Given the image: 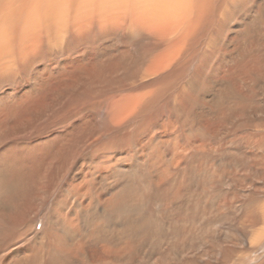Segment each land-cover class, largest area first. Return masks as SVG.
Segmentation results:
<instances>
[{
  "label": "rangeland",
  "instance_id": "374dc122",
  "mask_svg": "<svg viewBox=\"0 0 264 264\" xmlns=\"http://www.w3.org/2000/svg\"><path fill=\"white\" fill-rule=\"evenodd\" d=\"M135 1L79 5L3 50L0 151L48 137L63 156L0 162V264H254L264 252L246 254L242 233L252 210L264 221V0H212L185 29H141ZM120 190L131 228L117 245L108 198Z\"/></svg>",
  "mask_w": 264,
  "mask_h": 264
},
{
  "label": "bare ground",
  "instance_id": "6f19581e",
  "mask_svg": "<svg viewBox=\"0 0 264 264\" xmlns=\"http://www.w3.org/2000/svg\"><path fill=\"white\" fill-rule=\"evenodd\" d=\"M102 1L103 0H0V66L3 65L1 61H4V60H1L3 50H6L8 52L12 51L11 46H14L15 44H17L18 41L25 38V37H23L22 33H26V34H28V36L32 33V30L30 29V31H29L26 29V27L33 29L34 25H38V26H40V28H38L40 33L48 31L51 28L53 29L54 26L56 27V21H58V23H61L62 20H64V18L66 16L65 13L75 12L77 9V6L82 5L81 7L86 8L87 5H89V6H91V5L93 6L94 4L97 5ZM107 1L108 0H106V2ZM135 2L137 3L139 10H140V12H138V15H140V17H142V18L138 19L141 21L140 22L141 24H139V27L141 29L144 26L149 25V23H146L147 20L150 21V24L156 25L155 24L156 20H155V22H153L154 19H157V21H159V22L164 21L165 22L164 24L166 26H169V27L170 26L172 27L173 25H180L183 29H185V26H186V28L190 27V25L189 26H187V25L190 23L189 20H191V19H193V20L194 19L195 20H199V19L204 20L203 18L208 13H210L209 11H211V9H213L212 7L214 6V5L212 6V0H162L159 2L158 1L156 2L155 0L154 1H152V0H136ZM102 3H104V2H102ZM128 7H131V6L129 5ZM143 8H147L149 13L147 12V10H145ZM56 11H58V12L56 13ZM150 11H152L151 12L152 16L150 15ZM190 11H191V13H193V15H191V16H190ZM213 11H214V9H213ZM147 13H148V16H146ZM31 14H32V17H31ZM184 23H186V24L184 25ZM21 28H23V30ZM169 29H168V31H170ZM156 32H159V31L157 30ZM27 40L32 42L31 37H29ZM122 60L125 62L126 57L123 56ZM121 63H122L121 58H119L118 66H120ZM74 122H75V124H77L78 119L75 120ZM78 127L79 126L76 125V128H78ZM58 136H57V138H58ZM33 139H34V141L32 140V143L28 142V141H25V142L23 141V143L17 144L18 142H15V146L12 145V146L6 147L5 149H2L0 151V158H1L0 162L4 163V164L6 163L8 165H11V167H17L20 170L22 169L21 171H24V168L30 166V159H32V156L42 148H45V149L51 148V152H53L54 158L63 156V154H59V152L53 151V150H55L56 144H55L54 140H56V139L48 138V137H46L45 139H42L41 137L40 138H33ZM68 142L69 141L66 140V144ZM115 166L119 170L123 171V173H124V171H126L128 169L121 162L115 164L114 167ZM50 168H51L50 165L47 166L45 168V171L48 172V170H50ZM109 172H108V170L106 171V173H109ZM106 175L105 174L102 175V177H101L102 181L105 180L104 176H106ZM47 177H48L47 175L43 176L41 178V181L43 182L45 178L47 180ZM119 177H120V175H119ZM123 177H125V176H123ZM51 180H55V179H51ZM122 181H123L122 188H124L125 187L124 186V180H122ZM106 182H107V180H106ZM110 185H112V184H110ZM116 188H113V189H116ZM117 191H119V189ZM117 191H116V193H117ZM119 193H120V196L118 195L119 197L117 195L112 196L110 198L107 197L108 201L113 202V203L117 202L120 204L119 210H116V211H119V215L114 216V215H112V213L110 214V217L112 219H115V220H113V222L111 224V225H113V230L115 231V237H119V238L112 239L111 242H113V244H117V245L122 243V242L119 243L120 238L123 237V235H125L131 228L129 226V224H127V222H126V217L128 216L127 213H128L129 209L125 205V201H126L125 196H124L125 193L122 192L121 190ZM91 204L92 203L89 202L85 206V212L89 211L88 209L91 208ZM109 206H110L109 204H106V206L103 207L102 212H104L103 213L104 216L108 215ZM88 214L90 215V213H88ZM262 216H263V212L261 210H259L258 208L256 210H252L250 217H247L248 219L245 220L247 223L244 222L245 224L242 226V229L244 230V231H242L243 236H244V240H243L244 247H245L244 251L246 252V254H248V253L250 254V250H251L250 248L252 246L264 245L263 244L264 243V221H261ZM116 218H118V219H116ZM174 225H176V224H174ZM136 227H138V226H136ZM207 229H209V228L207 227ZM124 237H126V236H124ZM239 238L240 237H238L237 239H239ZM238 241H240V240H238ZM237 243H239V242L233 241V243L229 246V247H231V248H229V251H228L231 253L230 257L231 256H239V254H240L239 252H241V250L239 249V245L240 244L242 245L243 243L242 242L240 244H237ZM104 246H106V245H104ZM104 248L107 249V246ZM116 253H118V252H116ZM254 264H264V252L256 259V262Z\"/></svg>",
  "mask_w": 264,
  "mask_h": 264
}]
</instances>
